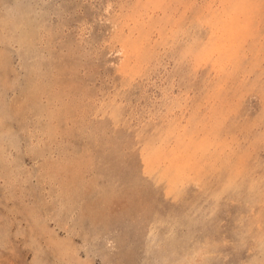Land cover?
Instances as JSON below:
<instances>
[{"label":"rangeland","instance_id":"1","mask_svg":"<svg viewBox=\"0 0 264 264\" xmlns=\"http://www.w3.org/2000/svg\"><path fill=\"white\" fill-rule=\"evenodd\" d=\"M0 264H264V0H0Z\"/></svg>","mask_w":264,"mask_h":264}]
</instances>
